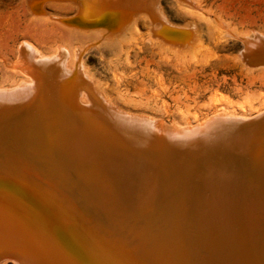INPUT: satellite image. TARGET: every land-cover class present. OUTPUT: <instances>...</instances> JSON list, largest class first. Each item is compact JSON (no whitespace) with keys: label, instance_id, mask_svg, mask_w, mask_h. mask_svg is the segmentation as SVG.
<instances>
[{"label":"bare ground","instance_id":"1","mask_svg":"<svg viewBox=\"0 0 264 264\" xmlns=\"http://www.w3.org/2000/svg\"><path fill=\"white\" fill-rule=\"evenodd\" d=\"M104 4L107 7L103 6L97 11L82 8L73 19L61 21L73 32L88 35L100 33L115 42L117 37L121 38L131 28L129 22L132 20V29L142 16L150 15L148 19H153L152 24H155L156 17L151 10H154L156 16L164 17L160 0H110ZM126 4L137 8L130 13L132 8H123ZM144 11L148 13L145 15ZM220 22L218 24L226 30L225 39L242 43L238 58L243 64L252 69L261 68L264 65V35L253 32L243 36L230 30L224 21ZM165 26L162 28L165 29ZM150 27L153 31L160 26ZM189 40L192 39L189 37ZM90 46L80 52L73 50V60L69 61L70 55L62 45L47 55L25 41L17 58L19 67L16 62L15 68H21L28 80L11 88L0 87V118L8 117L14 108L21 110L25 107V126L22 123V140L25 145L33 151L41 149L42 152L45 149V156L49 155L53 160V156L58 155L60 159L57 157L58 160L52 162L51 166H56L58 162L59 166L62 164L79 170L86 184L83 188L74 185L76 182H66L61 203L47 195L41 196L30 180L18 178L9 166L22 167L23 159L20 157L19 160L12 149V154L6 153L11 157L9 164L1 163L4 169L0 171V264L8 260L17 264H116L112 257L123 260L121 264H128V253L138 257L140 262L136 264H191V258L195 264H205L198 259L199 255L195 258L197 253H190L193 250L190 245L194 241L198 243L197 246L210 252L206 264H257L263 261L264 141H258V150L250 146L252 141L240 137L230 143H212L211 149L205 145L203 152H198L197 159H191L194 160L192 168L187 164L183 167L180 160L187 151L185 144L189 137L198 140L210 127L219 128L221 124L226 125L236 119H243L241 123L245 127L261 125L264 123V105L263 111L254 117H239L223 110L196 124L190 122L185 125H169L147 115L123 111L107 101V98L101 97L95 89L96 82L88 73L85 74L82 56ZM13 117L8 121L18 122V117L15 120ZM5 123L8 124L7 121ZM2 124L4 128L6 125L4 122ZM12 124L14 127L15 124ZM18 128L21 130V126ZM48 128L51 133L47 131ZM256 128H259L258 134L262 128L264 131L263 126ZM18 135L21 136L20 133ZM19 142L17 145L22 146ZM192 152L190 149V154ZM26 167L29 170V165ZM179 179L183 181L180 184ZM169 180L174 183L170 189L158 194V199L162 198L159 201L157 199L159 204L157 202L158 205L149 213L142 214L145 219L141 220L139 215L137 218L127 201L131 188L138 187L133 188L135 191L132 189L133 195L143 197L163 188ZM73 193H77L78 203H81L79 205L83 210H88L89 204L94 202L97 206L94 210H99L96 214L102 213L113 221L112 226L119 237L112 241V238H108V243L110 247H115V244L118 246L115 256L108 253L109 247L102 248L88 241L84 235L85 230L80 226L87 222L88 216L81 214L82 210L79 213L80 207L75 205L77 202L74 203L69 197ZM156 213L165 218L163 232L157 236L149 227L150 218ZM75 215L84 216L83 221L78 223L74 220ZM144 220L148 222L147 225ZM55 223L61 226L66 237ZM128 229L132 231L129 238L137 248L131 244L126 246L123 242L125 234H130L127 233Z\"/></svg>","mask_w":264,"mask_h":264},{"label":"rangeland","instance_id":"2","mask_svg":"<svg viewBox=\"0 0 264 264\" xmlns=\"http://www.w3.org/2000/svg\"><path fill=\"white\" fill-rule=\"evenodd\" d=\"M107 1L110 0H0V87L11 88L20 84L21 81L28 80L27 76L22 73L21 68L17 69L19 67L17 58L20 54V47L25 41L37 46L41 52L47 55L52 54L57 50L59 45H62L68 52V55H70L68 56L71 58L69 61L73 60L71 56L73 50L76 49L80 52V50H84L90 45L95 46V44H98L93 48L90 46L82 56L85 65V74L88 73L89 77L96 82L95 89L101 97L104 99L107 98V101L109 100L113 105L119 107L123 111L147 115L154 119L163 120L169 125L174 123L185 125L190 122L196 124L223 110L239 117H254L263 111L264 65L261 68L252 69L243 64L238 58V54H240L242 50V43L234 39H225L224 34L226 30L218 23L224 21L225 24L227 23L230 27V30L238 34L240 33L243 36L253 34V32H259L264 35V0H189L191 2L188 0H160L164 17L161 15L156 16L154 10H151V12L155 14L152 15L156 17L154 22L157 24H152L153 19L150 21V19H148L150 15H147L142 16L144 18L141 17L137 25L132 29V25H134L132 20L129 22L131 25V28L128 30L129 32H125L121 38L117 37L115 42L108 39L106 35L100 33L88 35L73 32L68 26L62 23V21L73 19V16H76V14L79 13L78 11L82 8H90L97 11L103 6L107 7L106 4H104ZM126 7H130L129 9L132 8L130 13L137 8H133L129 4L123 6V8ZM147 13V11H144L143 14L146 15ZM163 23H165L166 26ZM150 25H152V28L158 25L160 27H156L152 31ZM163 26H165V29L162 28ZM170 27L175 29L171 30ZM189 34L192 36V38L189 36L190 39H192L191 41L188 37ZM103 37H105V39ZM174 37H177V41ZM186 37L188 39H186ZM177 42L180 45H178ZM184 43L187 44L185 45ZM77 45L80 47L78 48ZM177 45L180 46V48ZM16 62L17 68H15ZM19 109H12V112L10 111L12 116L9 114V116L7 115L8 117L0 118V125L4 122V125L7 126L3 128L2 124V128H0L3 132H1L0 135L1 137L4 136V140L0 137V149L2 150V153L0 150V171L4 169L1 163L5 162L9 164L11 156H7L6 153L11 152L12 154L11 149L14 150L19 156L18 159L20 157V159H23L21 162H23L24 165H22V168L19 167V165L11 166L9 164L12 171L15 172V175L18 178L30 180L41 196L47 195L52 199L55 198L61 203L60 199L64 198L61 194L65 192L64 184L66 182H76L74 185L85 188L84 176L75 168H68L67 166H65V168L62 164L59 166L58 162L56 165L57 167L51 166L52 162L55 163V161L58 160V155L57 157L53 156V158H55L53 160L49 155V157L45 156V153H47H44L45 149H42V152L41 149H35L33 151L25 145L24 140H22V136H24L22 128H24L26 123L25 119H27L25 113L26 108ZM13 115L16 118L13 117ZM10 117H13V120L17 119V117L18 119L21 117L23 118L20 120L17 119V121L20 122L16 125L15 123L18 122L14 123L12 120L8 121L11 119ZM241 120L243 119L232 120L237 121L234 123L228 121V124H221V127H216L217 129L215 126L212 127L214 128L212 129L209 125L208 127L210 128L200 136V138H204H199L198 140L196 137H189V141L185 144V146L187 145V148L185 147L187 151L184 150V155L186 156H182L180 160L182 163L181 165L184 167V165L186 166L187 164L192 168L193 161L197 159L196 156H198V152L202 153L205 145L208 149H211L210 145L212 143L215 145L222 142L230 143V141L234 142L240 137L244 140L252 141V143L250 142V146L252 147L253 145L256 148V144L258 145L261 140L260 143L264 141L263 128L261 129L263 132L261 131L258 134L259 128L256 127H264V123L262 122L261 125L259 124L257 126L250 125V127H245L242 126ZM6 121L8 124L5 123ZM9 123L15 124H12L14 127L16 126L15 130ZM20 126L21 130L18 128ZM5 127L7 129L10 128L8 130V134L11 136L10 138ZM16 128H18L20 132L18 129L17 132ZM47 131L51 133L50 128H48ZM4 133H6L8 137L5 136L6 134ZM17 133H20L21 136ZM210 133L212 134L211 136H209ZM257 135L259 136L257 137ZM229 137H232L231 139L233 140ZM223 138L229 142L222 140ZM21 140L24 144H22ZM18 142L22 144L24 148L21 145L20 148V146L17 145ZM2 147H4L5 150ZM258 148L259 147L256 149L258 150ZM190 149L191 152L194 149L195 153L192 152L193 154H190ZM35 153L36 156H38L37 158L36 156L34 157ZM30 154L33 155V159L32 155L31 157L28 156ZM22 156L24 158H22ZM47 158H49V160ZM192 158L194 160H191ZM19 160L17 161L19 162ZM28 165L29 170L26 167ZM68 169H70L71 172ZM78 180L81 181L83 185H81ZM171 180H169L163 188L156 190L157 192H150L143 197H138V194L136 197L133 195L132 189L136 187L133 186V188H131V194H129V198H127L131 212H133L137 218L139 215L141 220L145 219L146 217H143L142 214L149 213L148 211H151L155 205L159 204L158 201L162 200V198L158 199V194L162 190L165 192L167 189H170L171 184L174 183L171 182ZM0 182L2 181L0 180ZM182 182L183 181L179 179L178 183L180 184ZM73 194L69 197L73 199L74 203L77 202L75 205L78 208L80 207L79 213L82 210L81 214L88 216V223L84 222L82 225L80 224L85 230L84 235L88 238V241L95 245H100L102 248L109 247L110 251L108 253L111 256H115L118 246L115 244V247H110L108 243V238H112V241L119 237L114 226H112L113 221L102 213L96 214L99 210L96 211L97 208L94 210V208L97 207L94 202L89 204L88 210H83L82 206L79 205L81 203H78L79 199L77 193L76 195L74 194L75 196ZM99 214L102 217H100ZM154 215L155 216H151L150 218L149 227H152L157 236L158 233L163 232L165 218H161L162 215L158 213ZM83 217L84 216L79 217L75 215L74 220L79 223L83 221ZM185 218L187 219L188 215ZM55 225L58 227L55 226L60 230L61 234L66 237L61 226L59 227L56 223ZM186 227L190 229V226L187 224ZM129 232L130 234H125L123 242L126 246H130L131 244L132 247H136L135 242L129 238L132 233L130 229H128L127 233ZM96 235L99 236L98 239L95 238ZM195 243L196 241L192 243L193 245H190V247H193L190 253L193 255L197 253L195 255L196 257H194L197 258L199 255L198 259L206 264L207 260H209L210 252L203 249L200 245V248H198V243H196V245ZM168 254H170V252ZM112 260L113 263L116 264L123 263V260H117L115 257H112ZM128 260V264L140 262L138 257L130 253H128ZM261 261L257 262V264H264V259L262 262ZM14 262L15 261L12 262V260H8L4 264H17ZM190 262L191 264H195L192 258Z\"/></svg>","mask_w":264,"mask_h":264},{"label":"water","instance_id":"3","mask_svg":"<svg viewBox=\"0 0 264 264\" xmlns=\"http://www.w3.org/2000/svg\"><path fill=\"white\" fill-rule=\"evenodd\" d=\"M242 49V48H241Z\"/></svg>","mask_w":264,"mask_h":264}]
</instances>
